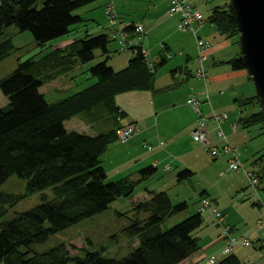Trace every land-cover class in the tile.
<instances>
[{
    "label": "trees",
    "instance_id": "trees-1",
    "mask_svg": "<svg viewBox=\"0 0 264 264\" xmlns=\"http://www.w3.org/2000/svg\"><path fill=\"white\" fill-rule=\"evenodd\" d=\"M94 1L47 0L41 9H37V0H0V34L14 25L20 31H31L41 47L40 52L20 61L8 77L0 80V90L8 100L7 105L0 107V185L15 174L26 182L25 193L0 192V263L179 264L201 249L194 231L203 225L201 212L204 210L162 230L161 225L167 218L188 209L189 205L187 202L174 204L167 192H158L132 209L135 218L125 232L137 238L139 244L126 257L109 258L98 251H87L81 257L72 255L66 244H59L45 253L30 254L32 244L44 243L52 234L104 212L116 200L131 197L135 190V182L130 178L108 181L102 156L117 141L119 118L124 116L116 105V96L132 90L155 88L159 66L150 67L142 47L130 48L132 58L119 71L108 63V57L91 66L87 72L96 78V82L58 102H48L40 91L45 82L74 72L72 68L76 63L86 65L91 62L97 48L108 52L109 35L87 34L47 53L50 47L45 44L68 34L72 24L84 21L74 12ZM207 21L225 38H239L230 0L222 6L210 7ZM13 49L11 39L0 40V60ZM241 57L242 54L226 63L233 70H246ZM234 102L242 111L249 106L259 107L257 112L239 119L243 129L264 123V105L258 94L236 98ZM79 116H87L93 122L99 121L102 127H110L96 136L68 130L65 122ZM153 170L148 168L142 175L146 178ZM254 172L262 182L264 169ZM193 175L191 170H184L178 174V181ZM46 188L52 189V199L43 196V202L33 209L3 221L9 211L7 202L10 201L12 206ZM201 197H206V192H202ZM216 264L244 263L231 253Z\"/></svg>",
    "mask_w": 264,
    "mask_h": 264
},
{
    "label": "crops",
    "instance_id": "crops-1",
    "mask_svg": "<svg viewBox=\"0 0 264 264\" xmlns=\"http://www.w3.org/2000/svg\"><path fill=\"white\" fill-rule=\"evenodd\" d=\"M193 1L194 5L199 9L198 4L195 2L196 0ZM94 3V9L101 7L105 12L108 0H95L91 4ZM114 4L116 6L119 23L132 21L144 25L146 34L141 38L139 45L148 51L153 65L159 66L154 89L132 90L116 96V105L119 107L118 109L124 112L123 122L137 124L141 127L142 132L126 144L115 141L109 146L104 156H106V163L110 168H106V164L102 161V165L107 172L108 180L117 181L127 177L135 182L133 195L135 196L136 192H140L133 199V204L136 205L140 201L150 199L154 193L167 192V189L171 187L177 188L184 181L194 179L196 172L194 171L192 163L194 165V163L202 162L205 151L192 138V132L197 126L199 116H196L194 109L190 107L187 100L192 94H196L199 98L203 99L206 87L204 81L202 82V79L197 77V71L201 67V63L198 61V51L193 35L190 32L188 33L187 31L178 29L180 15L168 14L167 2L165 0H114ZM89 5L79 16L84 18L85 12L94 10ZM209 23L206 17L201 26L197 24L199 28L198 34L206 40L208 36H216L217 31L216 37L220 38V40L217 44L210 41L213 45L207 51V61L205 64L203 63L210 77L209 90L211 100L209 103H204L202 107L204 112L209 116L223 112L228 115L229 112H235L233 109L235 108L234 105L236 103L234 101L236 98H244L252 95V89L250 90L251 79L247 72L244 73V70H233L226 63L228 60L238 57L241 54V47H239L240 49L236 47L237 44L239 46V38H225L218 32L214 24L210 23L211 26L208 27ZM114 26L116 27H113L115 29L112 30V33L115 39L117 37L119 38L118 44L121 46L122 41H128L127 49L123 50V53H119L113 59L109 54L112 50L110 51L108 48V52L106 53L108 61L112 59V64L108 63L115 70L119 71L125 68L132 58L130 48L136 46L133 40L137 36V33L134 30H126L119 24H114ZM214 27L216 30L213 29ZM87 34L91 33L87 31ZM66 45L57 46L56 48ZM51 50L47 51L50 52ZM175 53L178 54L174 57L173 54ZM163 59H166V61L162 62ZM89 63L84 66L76 63L72 68L74 70L73 74L77 72V69L82 68H86L85 72L89 74L87 72L88 69L92 65L94 66L93 63ZM169 73H171L173 81L160 84V77L168 76ZM179 76L182 78H176ZM75 81H69L64 87L73 88ZM235 121L231 120L230 115H228L227 120L222 123L223 129L229 138L230 136L238 135L239 127L237 125L243 129L239 120L236 121L238 124ZM232 125H236L237 128L235 131L232 129ZM65 126L68 130H77L92 136H96L110 127H102L99 121L93 122L91 119H87V116L72 118L65 122ZM244 131L250 132L248 129H244ZM145 144L154 145L155 149L148 150ZM232 145L234 144L232 143ZM225 159V162H227V157ZM148 168H154V170L150 176L144 178L145 176L142 175V172ZM187 169L191 170L194 175L184 181H178V174ZM233 184L237 186L239 183L236 182ZM247 190H249L247 186L240 189V191L244 192ZM193 192L196 193L194 189ZM202 192H206V197L211 200L212 206L219 208L225 213L227 223L237 227L236 235L256 237V240L259 242V253L242 249L246 247H241V249L236 251L234 248L231 253L236 254L244 264L247 261L258 258L264 261V239L261 238L260 240L261 236L259 237L253 229L248 227L250 221L245 216L247 209L241 210L235 204L232 205L225 191L218 192L214 190V187H209L198 191L196 199L194 200L197 205V211L195 213L201 211L200 202ZM170 198L173 202V198L171 196ZM218 198H223V203ZM177 199L181 201L177 203L173 202L174 204L187 202L190 206L186 199L182 201L183 198H179V196ZM247 199L249 198H243L241 200L244 201ZM262 201L264 202L263 199ZM256 203L252 202L251 206L260 207L263 205L262 202H259L261 205H257ZM203 213H207L215 220L210 210L202 211V216ZM258 229L261 230L263 237L264 222L261 219L258 220ZM197 236L199 237L200 243V236ZM137 241L139 243V240ZM219 241H222L223 246L218 251H210L213 243L204 242L202 245L200 244L201 249L197 253L179 264H211L209 262L213 258L218 263L228 255L223 252L226 246L224 234H222Z\"/></svg>",
    "mask_w": 264,
    "mask_h": 264
},
{
    "label": "rangeland",
    "instance_id": "rangeland-1",
    "mask_svg": "<svg viewBox=\"0 0 264 264\" xmlns=\"http://www.w3.org/2000/svg\"><path fill=\"white\" fill-rule=\"evenodd\" d=\"M46 1L47 0H37L35 8L41 9ZM165 1L167 2V13L170 15H174L171 14L169 11L168 1L167 0ZM228 1L229 0H196L195 2L198 4L199 7L198 10L200 9L202 10L200 11L203 12L206 19V17H208L210 13V7L214 5L222 6L226 4ZM89 6L93 8L95 7V3ZM86 7H88V5L82 7L81 9H78L77 11L74 12V14L79 15L81 12L83 13ZM84 16H85L84 21L74 23L70 26L71 31L68 34L64 35L63 37H59L47 42L45 45L47 47H50L49 50L64 44L68 45V43L70 44L78 39L80 40L81 38L85 37L86 32L88 31L89 33L95 36L102 34L109 35L110 42L108 48L110 49V51L112 50L109 53L112 59L117 55H119V53L120 54L121 52L123 53L122 44L121 46L120 44H118L119 38L117 37L115 39L113 37L114 34L112 33V30L115 29L113 27L116 26L111 24V21L108 20V18L110 19V17L105 15V12L101 7H98V9H94L91 12H85ZM209 26H211L210 23L208 24V27ZM194 28L196 29H191V28L181 29L178 26V29L187 31L188 33L190 32L193 35L198 51L199 49H198L197 40L198 39L205 40V39L198 34L199 28L197 27V24L194 25ZM213 29L216 30L215 27ZM216 36H217V31H216ZM216 36H208L207 38L209 39V41L208 39L205 40L208 41L211 45L207 50L204 51V54L207 55V59H208L207 51L213 45L211 42L213 41V43L217 44L220 40V38ZM8 38L12 40L15 49H13L11 54L6 56L4 59L0 60V80L8 77L17 68L18 63L20 61H25L28 58L33 57L35 54L40 52V48H41L40 46H38V43L35 40L31 31L29 30L20 31L14 25L9 26L5 30V33L3 35L0 34V40L8 39ZM121 43H123V41ZM236 47L239 48L240 44L239 46L237 44ZM177 54L178 53L173 54L174 57L177 56ZM106 58H107V54L104 53L101 48H97L95 50V58L91 61V63L95 65L104 61ZM112 59L111 60L109 59L110 61H108L110 64H112ZM207 59L203 62L204 64L207 61ZM81 65L84 66L83 64ZM85 70L86 68H82V69H77V72L75 74H73V72L70 73L71 76H69V78L72 79L73 77L76 78L73 88L64 87V85L68 83L69 80L65 76L61 78V75H59L57 78H55L56 80L45 82L40 87V91L42 94L45 95L48 102L50 103L58 102L61 100V98H64L68 95L78 92L79 90H82L83 88H86L96 82V78L92 77L90 74H86ZM245 72L247 71L244 70V73ZM207 74L209 81L207 84L205 83V87H206V91L208 90L211 96L209 90L210 77L208 71ZM176 78L180 79L182 77L179 76ZM172 81L173 79L171 73H169L168 76L160 77L159 80L160 84H165L166 82H172ZM251 89L253 92L251 96L256 95L257 91L255 89L252 80L250 82V90ZM196 96L198 97V95ZM212 102H214V100H212ZM204 103H209V102L205 101L200 106L203 116L211 117L213 114L209 116L204 112L202 107ZM7 104H8V100L0 90V107ZM190 107L194 109L196 116L197 115L199 116L195 108L192 105H190ZM234 107L235 108L233 110H235V112L234 113L229 112L228 115H230L231 120H236V121H238L243 116L249 115L259 110L258 106L255 107L249 106L245 108L243 111L241 110L239 105L235 104ZM224 113L225 112L216 113V114H224ZM236 121L235 123L238 124ZM237 126L239 127L238 135H233L232 137L230 136L229 138L230 142H232L235 146H237L240 149L239 152L241 155V159L244 162L245 167L248 171H251L252 173L254 172L253 170H256V172L259 171L263 172L264 123L251 127V129H248L250 132L244 131V129H242L239 125ZM196 127H198V119H197ZM195 129L193 130L194 133L196 132ZM137 131L138 132L134 134L128 141L122 142L121 144H126L129 141H131L134 137L139 135L142 132L140 126H138ZM193 132H192V138L194 137ZM197 142L200 145H202L199 141ZM145 147L148 148V150L155 149L154 145L145 144ZM204 153L205 154H203L202 162L194 163V165L192 163L194 171L196 172V175L193 180L184 181V183L180 184L179 187L177 188L171 187L167 189V192L173 198L174 203L181 201L177 199L179 196V198H183L182 201L186 199L189 202L190 206L188 209L179 212L173 217L167 218L161 225L162 230H166L172 227L173 225L177 224L178 222L182 221L183 219L187 218L188 216L194 214L197 211V205L195 204L194 200L196 199L198 191L202 190L203 188L214 187V190H217L218 192L225 191L232 205L235 204L236 206L241 208V210L247 209L245 216L248 217L247 219L248 221H250L248 227L253 229L254 232L259 235V237L261 236L260 240L261 238L263 239L261 230L258 229V220L261 219L264 222V205L260 207L258 206L252 207L251 203L261 202L262 199L264 200V180L260 182V184L258 185V192H256L253 189V187H251L250 181L248 180L244 172L238 173V172L228 171V163L225 162L226 161L225 156L214 159V157L210 153L208 152H204ZM102 159H103L102 161H104V163L106 164V168H110L106 163V156H102ZM222 171H227V175L225 177L221 176ZM236 182L239 183L237 184V186L233 184ZM244 186H247L249 190L245 192L240 191V189L244 188ZM193 189L195 190L196 193L193 192ZM25 191H26V182L20 177H18L16 174L12 175L6 182L0 185V192H8L18 195L25 193ZM139 194L140 192H136L135 196L133 195L134 197L131 196L129 198L123 197L122 199H118L115 202H113L110 208L105 210L104 212L96 214L92 217H88L80 221L79 223L74 224L58 233L52 234L44 243L32 244L31 245L32 251L30 252V254L33 255L34 253H39V254L45 253L51 250L52 248L58 246L59 244H66L72 255L77 254L78 256L81 257H83L87 251L89 252L98 251L101 252L104 256L109 258L120 259L128 256L130 253L133 252L134 248H136L139 244L137 241L138 239H134L125 232V228L132 222V219L135 218L134 213L132 211L135 205L133 204V199L136 198ZM43 196H47L49 199H52L53 198L52 189L46 188L44 190L37 191L33 194H30L22 198L20 201H18V203L12 206L10 201L7 202L6 205H8L9 211L7 212L5 217H3V221H10L14 219L19 213L33 209L35 206L43 202L42 199ZM243 198H249V199L242 201L241 199ZM218 200L221 203H223L224 199L218 198ZM222 214H223L222 219L224 220L225 225L229 224L227 223L226 216L223 211ZM203 218H204L203 225L199 229L195 230L194 234L200 236L201 245L204 242H210V244L213 243L210 247V251L216 252L223 246L222 241L218 242V240L221 239L223 234V226H221L216 219L214 220V218L210 217L207 213H203ZM232 228L233 229L231 230L233 232V235H235L237 238L249 239L250 237V240L252 242V244L249 247L241 245L239 246L238 249L235 248V251L241 249V247H246L242 249L250 252H258V253L260 252L258 248V246L260 245L259 242L256 240V237L238 236L236 235L237 227L233 226ZM224 236H225V245H226V234H224ZM21 250L26 251L25 248H22ZM260 261L262 264H264V261H262V259L260 258L247 261L245 264H261ZM0 264H4V263L2 262ZM69 264H74V261L69 262Z\"/></svg>",
    "mask_w": 264,
    "mask_h": 264
},
{
    "label": "built area",
    "instance_id": "built-area-1",
    "mask_svg": "<svg viewBox=\"0 0 264 264\" xmlns=\"http://www.w3.org/2000/svg\"><path fill=\"white\" fill-rule=\"evenodd\" d=\"M169 3V11L171 14H180V22L178 26L181 29H196L194 28L195 24L201 25L203 23V14L200 10L195 8L193 5V0H167ZM106 14L110 17V21L112 24L117 23V14L115 10V5L113 0H109L106 7ZM123 24L125 29L133 28L135 32L139 35L145 34L144 26L141 23H133L131 21H126ZM195 33V32H194ZM140 38L136 39L137 42ZM198 61L201 63V67L197 71V76L205 81L207 84L208 74L203 65V62L207 59V55L204 54V51L207 50L211 45L208 41L203 39H198ZM142 52L147 57L148 52L143 49ZM150 67L153 69L152 64ZM210 101V94L207 90L205 92V96L203 99L198 98L196 95L192 94L187 100L188 104L192 105L196 112L199 114L198 118V127H196V132H193L194 139L199 141L203 148L208 151L213 157L227 156L228 157V171L232 172H244L250 181L251 187L255 191L258 189V185L260 183L259 177L248 171L241 160V155L239 149L234 147L229 140L228 135L225 133L222 123L224 120L228 118L227 114H214L211 117H204L200 106L203 101ZM122 112V110H119ZM120 126L116 131L118 141L126 142L128 141L134 134L138 131V126L130 123L123 122V118H119ZM227 175V171H222L221 176L225 177ZM201 209L207 210L211 209L216 219L219 221L221 226H223V233L226 234V246L224 248V253H230L232 249L237 246H249L251 244L250 238H237L233 235L231 229H233L231 225H225L224 220L222 219L223 214L222 211L212 207L211 202L207 198H203L201 202ZM211 262H215L214 259Z\"/></svg>",
    "mask_w": 264,
    "mask_h": 264
},
{
    "label": "water",
    "instance_id": "water-1",
    "mask_svg": "<svg viewBox=\"0 0 264 264\" xmlns=\"http://www.w3.org/2000/svg\"><path fill=\"white\" fill-rule=\"evenodd\" d=\"M236 17L242 60L264 105V0H230Z\"/></svg>",
    "mask_w": 264,
    "mask_h": 264
},
{
    "label": "bare ground",
    "instance_id": "bare-ground-1",
    "mask_svg": "<svg viewBox=\"0 0 264 264\" xmlns=\"http://www.w3.org/2000/svg\"><path fill=\"white\" fill-rule=\"evenodd\" d=\"M198 44V43H197ZM61 76H65L66 78H68V80L69 81H73V80H75L76 78H69V76H71V74L70 73H67V74H62ZM72 79V80H71ZM54 80H56V79H54ZM51 81H53V80H51ZM222 127H223V125H222ZM236 125H232V129L235 131L236 130ZM231 143V142H230ZM201 147L203 148V146L201 145ZM204 149V148H203ZM204 151L205 152H208V151H206L205 149H204ZM209 153V152H208ZM263 239H264V237H263ZM264 243V242H263Z\"/></svg>",
    "mask_w": 264,
    "mask_h": 264
}]
</instances>
